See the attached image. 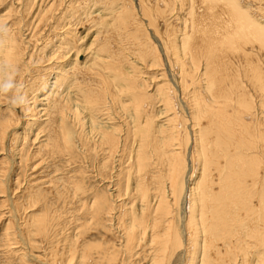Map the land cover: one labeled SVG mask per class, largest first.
Wrapping results in <instances>:
<instances>
[{"label":"bare ground","instance_id":"bare-ground-1","mask_svg":"<svg viewBox=\"0 0 264 264\" xmlns=\"http://www.w3.org/2000/svg\"><path fill=\"white\" fill-rule=\"evenodd\" d=\"M11 1L8 11L21 15L6 22L0 68L18 70L32 111L16 107L0 124L6 164L15 160L27 180L35 150L69 163L91 156L86 167L104 186L81 203L90 217L74 234L70 259L55 249L48 264H124L138 250L146 264H170L176 254L180 264H264V0H119L115 9L112 0ZM87 25L96 34L79 47L93 34L79 33ZM47 27L53 31L39 37ZM71 53L70 63L30 76L32 62ZM143 68L157 71L145 76ZM38 119L46 133L42 126L31 139L18 129L23 120L30 133ZM27 138L38 144L34 155L24 151ZM8 165L0 195L14 172ZM66 182L84 194L75 174ZM48 221L38 230H49Z\"/></svg>","mask_w":264,"mask_h":264},{"label":"rangeland","instance_id":"rangeland-1","mask_svg":"<svg viewBox=\"0 0 264 264\" xmlns=\"http://www.w3.org/2000/svg\"><path fill=\"white\" fill-rule=\"evenodd\" d=\"M10 2H12V1L11 0H4V3L0 5V16L3 17V14H5L9 10ZM78 3H79V1H78ZM111 3H113V4L111 5L109 3V5L112 7L115 6L114 7V9H115L119 6L120 1L118 0V1L114 2L112 0ZM109 5H107L108 11L111 10L110 9L111 7ZM100 6L104 7L105 5L100 4ZM100 6L98 5L97 7H100ZM12 8H14V7H12ZM99 9L101 10V8H99ZM8 12H10V11H8ZM10 14H12V16L8 19V21H3V22L6 23V22H11V21L17 20L16 18H19L21 15V14L17 13L16 10L15 11L13 10L12 12H10ZM17 16H19V17H17ZM53 25H55V24L53 23ZM86 28L87 29L80 28L79 33H81L82 36L88 31V29H91L92 30L91 32L93 34L92 35L90 34L85 39V41L79 45V47L83 46L84 48H86V47L90 46V43L92 42V39H93L94 35L96 34L95 33L96 32L95 27L91 28V25H87ZM51 30L53 31L52 28L48 29V27H47V31L44 30V32L39 37L45 36L46 33H48V31H51ZM62 30L63 29L58 28L54 31H56L55 32L56 35L61 36V35H63ZM69 30H71V28H69L68 31ZM69 36H71V34ZM45 40H46V37L40 39V41H39L40 44L37 46H39L41 48V46H42L41 43L45 42ZM53 40L54 41L51 43V45H54V43H55L54 47H56V45L59 44V42H56L57 38H54ZM98 40L94 45H92L90 47V49L88 51L83 49V51L81 52L82 54H80V56H79L80 61H83L85 59V55L89 54L90 52H93L96 47L100 46V44L98 43ZM51 45L48 46V48L46 49L47 54H49L50 50L52 49ZM27 51H29L31 53L32 50H30V47H29V49H27ZM70 55H71V57H69V59H67L66 61H64V60L45 61V59H43L41 61H44V62H32V64L30 65L31 66L30 67V70H31L30 76L36 77L38 74L48 73L49 71L44 70V68L51 66V64L55 66V64L56 65H58V64L66 65V64L70 63L71 59L75 57L74 53H71ZM101 55H102V53H101ZM261 59H264V58L263 57L258 58L259 62L263 65L264 62H261V61H264V60H261ZM49 62H52V63H49ZM138 65L140 68L143 67L142 64H138ZM42 69L44 71H42ZM56 70L52 71L51 74L53 76L50 75V78H49L50 82L48 83V85H45V87L43 85L41 86L42 88L39 90V94L46 92L48 90V88L51 87V84H53V82H54V75H56L54 72H56ZM151 71L152 70H150V72H148L147 69H144V68L141 70V72H143L144 73L143 75H145V76L146 75H155L154 73H156L157 70L153 69V71L152 72ZM158 73L160 74V71H158ZM176 77L178 78V76H175V78ZM31 81H33V80H31ZM30 82L27 84H30ZM29 97L31 98L32 95H30ZM31 101L32 100L30 99V102ZM17 111H18V109H16V107L14 108L9 104V97L7 95L0 94V124L3 121L7 120L8 118L14 117L13 114L15 115ZM44 118H45V116H43V118L42 119L40 118V119L43 120ZM40 119H38V121L37 120L35 121V122H37L36 126L38 128L36 126L33 127L32 131L30 133H29V131L26 130L25 126H23V124H24L23 120H22L23 122L21 121L22 125L19 126L18 129L22 130L23 132L25 131V133H27L26 136L29 135L28 136L29 138L34 139V134L36 132H38V129L40 127L42 128V126H43V128L46 129L45 133L47 132L46 126L44 127V125L42 124V121ZM50 123L52 124V122H50ZM25 133H23V134H25ZM25 144H26L25 145L26 147H25L24 151H26V154L28 153V155H34V152H35V155L29 159L30 164L34 163L33 166H35L36 164L38 165L35 169H30L27 167V174L31 173L28 176L27 180L25 178L26 176H23L24 179L22 177H19L20 174H22V170L19 166H16L15 160H11V163H8L9 165L6 164V162H10V161L5 162L6 152L2 153L3 148L0 145V149H2V150H0V167L7 166V165L11 168L14 167L13 168L14 172L12 174H10L9 171H7V173L9 175L6 174V176H5V178H7V179H5L6 183H7L6 187H5L6 193L3 192L4 194L0 195V217L2 218V219L0 218V264H48V259L50 258L49 256H51L53 254L55 249H56L55 254H57V253L61 254L62 253L59 256L64 257L63 259L66 262L71 257V250L69 248H70V246H72V243H74V242H72L75 238L74 234H78L84 228V225L86 224V222L88 221V218L90 217L88 212H87V208L83 207L81 203L88 198L91 199V197L96 192L102 191L104 186L101 185L102 182L99 183V181H100L99 179L92 176L93 174H91V173H94V172L90 168L86 167L87 165H89V163H91V164L94 163L93 162L94 160L91 156H90V159H88L89 157L87 158L88 160L83 158V156H80V157L76 158V161L78 159L77 162H75V163L70 162L69 163L70 160H68L69 158L67 157V155L61 156L57 153H50L49 150L43 151V154L45 153V155L42 154V151L37 153L36 152L37 150L34 151V149H37L36 146H38V144H34L30 140L28 141V138H27ZM30 147L32 149H30ZM27 148H28V151H27ZM32 151H34V152L32 153ZM33 157L35 158L34 161L32 159ZM16 160H19V158L17 157ZM42 161H43V163H42ZM13 162H15V165ZM2 169H3V167L0 169V173H1ZM35 170H37V171H35ZM89 172H91V173H89ZM18 173H20V174H18ZM71 174L72 175L75 174V176H77V179L79 180V182L83 186L84 194H82L80 192H75L73 189L72 183L66 182L67 178L69 176H72ZM0 176H1V174H0ZM18 177L20 180L21 179L23 180L22 183H19L17 181ZM9 178L12 180L10 183L8 182ZM51 178L53 181L56 178L57 179L54 182H52V183H54V185L51 183V186H50L48 184L51 182ZM195 178L196 179L198 178L197 175L195 176ZM29 179H31V181L33 183L32 182L29 183ZM42 179H45V181L43 180V182H45V183L47 182V183L43 184L42 182H40V181H42ZM34 182L35 183L37 182V184L39 186L38 185L35 186L36 184L31 185V184H34ZM64 183H65V185H64ZM30 186H33L34 189L30 188ZM38 189H42V190L39 191V193L37 195V200L36 199L32 200V198L34 197L33 196L34 190H38ZM125 200L128 202L130 200V198H127ZM16 205H18L19 210H16ZM82 207H83V209H82ZM11 211H15L16 213L11 212ZM4 212H5V214H3ZM44 214H46V215H44ZM42 215H43V217H42ZM32 216H33V218H32ZM44 217H47L49 219V221H48V224H49L48 229L49 230H46V232H45V230L42 231V230H38V228H37L39 221ZM10 218L12 219L11 222L8 221V220H10ZM32 219H33V221H32ZM35 219H37V220H35ZM34 221H37V222H34ZM106 223L109 226V223L108 222H106ZM71 237H73V238H71ZM11 243H13L12 245L15 244L18 247L15 249L11 248L12 247ZM18 249H19V251H18ZM13 251L14 252L16 251V253H14ZM138 251L139 252H137L135 256H129L130 258L128 257V255H127V257L125 255H123L122 259L124 257L126 258L124 264H142V263L146 264V261H148V259L142 260L144 255L141 256L142 251L141 250H138ZM65 252H67V253H65ZM65 255H66V257H65ZM67 255H69V256L67 257ZM180 260H181L180 254H176L174 256L173 260L171 261L172 263H170V264H180V262H181ZM74 261L75 260H73V262L71 264H74ZM76 264H78V263L76 262Z\"/></svg>","mask_w":264,"mask_h":264},{"label":"clouds","instance_id":"clouds-1","mask_svg":"<svg viewBox=\"0 0 264 264\" xmlns=\"http://www.w3.org/2000/svg\"><path fill=\"white\" fill-rule=\"evenodd\" d=\"M10 35L8 25L3 21H0V47L6 43V38ZM0 94L7 95L9 97V104L12 107H20L25 115H28L32 109L30 107V101L25 92V85L17 80L19 75L18 70L12 65H5L0 68Z\"/></svg>","mask_w":264,"mask_h":264}]
</instances>
